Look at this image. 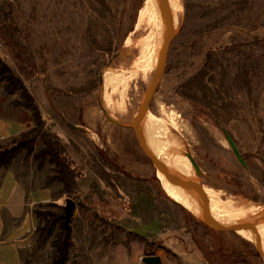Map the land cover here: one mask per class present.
<instances>
[{
  "label": "rangeland",
  "instance_id": "1",
  "mask_svg": "<svg viewBox=\"0 0 264 264\" xmlns=\"http://www.w3.org/2000/svg\"><path fill=\"white\" fill-rule=\"evenodd\" d=\"M147 1L0 0V56L82 173L79 192L62 193V184L47 178L52 164L38 168L24 152L14 171L27 189L50 186L59 206L67 198L76 202L67 264H145V255L161 256L162 264H264L255 243L209 227L201 211L177 204L140 149L135 117L162 48L154 51L148 71L136 65L159 38L149 16H140ZM177 1L175 37L139 133L144 117L158 118L162 107L174 111L178 128L170 127V159L179 154L192 179L217 190L235 209L264 208V0ZM226 49L230 54L204 87L188 89L207 55ZM106 71L120 79L114 91L105 90ZM18 98L0 84V142L19 134L10 124L24 131L34 125L29 112L15 105ZM41 146L39 141L36 148ZM208 214L228 225L222 214ZM36 237L34 229L21 251L23 264H50L52 238L35 247Z\"/></svg>",
  "mask_w": 264,
  "mask_h": 264
},
{
  "label": "trees",
  "instance_id": "2",
  "mask_svg": "<svg viewBox=\"0 0 264 264\" xmlns=\"http://www.w3.org/2000/svg\"><path fill=\"white\" fill-rule=\"evenodd\" d=\"M229 54L230 52L227 49L222 53H209L205 66L198 72L195 79L190 82L188 89H192L191 86L195 84L204 87L203 84L206 83L207 76L212 71H216L218 63H221ZM0 84H2L7 93L18 94L19 98L15 101V105L29 112L34 123L29 130L13 135L7 141L0 142V172L2 170H14L15 161L24 152L27 157H33L38 168H42L46 163L52 164L54 172L47 178L59 181L62 184V193H66L69 196L77 195L82 173L67 158L65 146L60 141V138L51 131L37 102L22 79L15 74L1 56ZM39 141H41L42 146L36 148ZM179 205L182 206L181 204ZM53 207L56 209H53ZM30 212L37 220L35 247L45 246L52 238L51 246L54 251L50 264H67L72 247V239L71 230H67L65 226V207L59 206L53 201L39 202L30 208Z\"/></svg>",
  "mask_w": 264,
  "mask_h": 264
},
{
  "label": "bare ground",
  "instance_id": "3",
  "mask_svg": "<svg viewBox=\"0 0 264 264\" xmlns=\"http://www.w3.org/2000/svg\"><path fill=\"white\" fill-rule=\"evenodd\" d=\"M168 4L170 7L173 23L175 26L176 22L178 21L179 3L177 0H168ZM145 13L149 16V21L157 27L159 38L156 40V42L152 41L153 43L152 46H150L151 43L150 44L148 43L150 47L147 48L144 47L145 49L144 48H143L144 50L142 49L143 62L140 63V60L138 59L139 65L138 63L136 65L141 66L144 72L147 70L149 65L154 62L153 53L158 48V45L162 44V48L160 51V59H159V63H160V61L162 60L165 54L166 42L169 37L168 19L166 12L163 9L160 1L148 0L145 8L141 10L140 16H143ZM119 74L120 73H118L117 76L122 75ZM119 82L120 79L116 77L114 72L106 71L104 73L103 83L105 90H108L110 88L113 91L116 90ZM146 112L144 114H146ZM177 118H178L177 113H175L174 111L169 112L165 109V107H162L160 116L158 118H155L154 116H149V118L144 117L143 125L141 128L143 138L140 135L141 131L139 133V128L137 134L145 154L152 160L153 163L158 164L161 167L167 168L171 172L179 173L191 178V175H189L187 171L186 172L184 171L183 168L184 164L181 161L178 163L179 154H176V159L173 158V160H171L169 157L170 154L169 149L171 143L168 139V135H169L170 127L175 129L178 128ZM175 149L176 147L173 148V150ZM177 152L178 149H176V153ZM158 171L161 179L167 180L165 186V192L174 201H176L177 203L181 204L186 208L201 211L202 213H200L199 216H203L205 222L214 229L217 230L227 229L229 224H234V226L237 227V231L240 235L244 236L251 242H255L256 240L260 241L264 247V208L255 207V209L254 208L235 209L230 204V202L221 199V197L216 192L217 190L215 191L214 188L212 189V187L210 188L204 186L203 187L204 191H198L188 183L178 179L169 178L161 170ZM200 201H204L205 203L204 202L201 203ZM208 212L222 214V217L226 220L228 225H224V226L219 225L209 216ZM251 216H255V218L249 221V223H244ZM259 251L261 255L264 257V250L259 248Z\"/></svg>",
  "mask_w": 264,
  "mask_h": 264
},
{
  "label": "crops",
  "instance_id": "4",
  "mask_svg": "<svg viewBox=\"0 0 264 264\" xmlns=\"http://www.w3.org/2000/svg\"><path fill=\"white\" fill-rule=\"evenodd\" d=\"M10 125L17 133L25 129L19 123ZM56 200L50 186L27 189L14 170L6 171L0 186V264H23L20 250L31 244L37 225L30 207Z\"/></svg>",
  "mask_w": 264,
  "mask_h": 264
},
{
  "label": "water",
  "instance_id": "5",
  "mask_svg": "<svg viewBox=\"0 0 264 264\" xmlns=\"http://www.w3.org/2000/svg\"><path fill=\"white\" fill-rule=\"evenodd\" d=\"M159 1H160L161 5H162L163 9L166 12V15H167L169 37H168V40L166 42L165 54H164L162 60L160 61L159 65L157 67L155 77L153 78L151 84L149 85L147 94H146V96L144 98V101L142 102V104L140 106V109H139V112H138L137 116L135 117L134 129H135L136 137H137V140H138V144L140 146V149L143 152H144V150H143V147L140 144L139 137H138V134H137L138 127H139L140 122H141L140 117L148 110L150 101H151V99L153 97V94H154V86L160 81V79L162 77V74H163V71H164V66H165V63H166V59L168 57L171 44H172L173 39L175 37V28H174L173 18H172V14H171V11H170L169 4H168V0H159ZM227 139H228L229 143L231 144V146L233 147V150H234L236 156L238 157V159L242 163H244V160L241 157L240 151L237 148L236 144L234 143L233 139L229 135H227ZM152 164L155 167L156 172H157V170H161L169 178H174V179H178V180L184 181V182L188 183L189 185H191L196 190L204 191L203 186L199 182H197L196 180H194V179H192V178H190L188 176L179 174V173L171 172L169 169L161 167L158 164H155V163H152ZM76 207H77L76 202L72 198H67L66 199L64 221H65V226H66L67 230H70V220H71V218L73 216L74 211L76 210ZM221 230H226V231H230V232H236L238 234L237 227H235L234 224H229L227 229H221ZM253 243L256 244L258 250H259V248L264 250V247H263V245H262V243L260 241L256 240ZM142 261L145 264H162V258L159 255H145V256H143Z\"/></svg>",
  "mask_w": 264,
  "mask_h": 264
}]
</instances>
